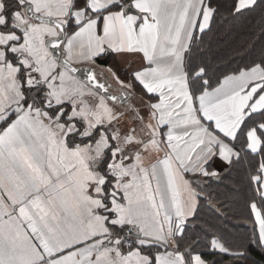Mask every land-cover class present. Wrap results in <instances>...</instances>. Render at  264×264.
Instances as JSON below:
<instances>
[{"label": "snow or ice", "instance_id": "snow-or-ice-1", "mask_svg": "<svg viewBox=\"0 0 264 264\" xmlns=\"http://www.w3.org/2000/svg\"><path fill=\"white\" fill-rule=\"evenodd\" d=\"M0 264H264V0H0Z\"/></svg>", "mask_w": 264, "mask_h": 264}]
</instances>
